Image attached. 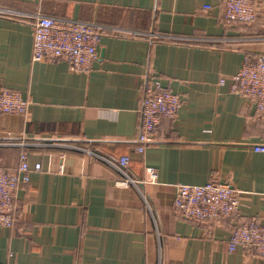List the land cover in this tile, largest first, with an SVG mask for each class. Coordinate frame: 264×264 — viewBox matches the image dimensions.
Listing matches in <instances>:
<instances>
[{
    "label": "crops",
    "instance_id": "1",
    "mask_svg": "<svg viewBox=\"0 0 264 264\" xmlns=\"http://www.w3.org/2000/svg\"><path fill=\"white\" fill-rule=\"evenodd\" d=\"M256 1L255 22L227 24L222 0H0L16 14L0 15V89L30 101L26 114H0V139L65 144L26 148L41 169L16 190L0 264H264L251 248H228L235 227L264 224V153L253 149L264 142V112L219 83L245 55H264ZM35 14L105 27L89 71L32 60ZM153 80L184 101L139 152L140 102ZM21 151L0 146V167L15 170ZM124 154L139 188L107 161ZM149 167L155 182H146ZM210 180L241 191L238 211L204 222L178 215L177 185Z\"/></svg>",
    "mask_w": 264,
    "mask_h": 264
},
{
    "label": "built area",
    "instance_id": "2",
    "mask_svg": "<svg viewBox=\"0 0 264 264\" xmlns=\"http://www.w3.org/2000/svg\"><path fill=\"white\" fill-rule=\"evenodd\" d=\"M224 21L227 24H250L257 20L256 0H222ZM0 15H16L12 9L0 7ZM33 44L32 60L43 61L60 58L68 63L73 72L89 71L97 57V46L105 27L94 23L58 19L56 17L35 14L32 15ZM154 38L162 39V35L154 34ZM167 39L178 40L179 37L167 36ZM230 84L233 93L244 97L252 103L258 112H264V55L252 58L245 55L240 70L230 77L221 76L220 84ZM183 97L153 80L145 88L140 102L141 122L137 138V151L144 152L153 141L162 119L172 122L178 118L179 110L183 105ZM30 105L28 98L19 91L0 89V114H26ZM58 139L46 138L40 141H31L26 136L7 137L0 139V146H16L21 148L20 163L15 170L0 167V228L13 227L17 220L16 190L30 181V173L41 169L37 163L33 168L28 163L29 147L61 146ZM67 145V144H66ZM70 145V144H68ZM80 149L77 146L70 145ZM254 151L264 153V142L254 145ZM130 156L127 154L117 159L107 160L115 166L124 177L125 183L140 187L141 180L130 176ZM146 182H155V169H147ZM241 191L231 183L210 180L205 184H180L176 187L174 210L182 218L197 222H204L232 217L239 209ZM242 248H251L258 255L264 256V224L257 218L235 227L228 239L230 251Z\"/></svg>",
    "mask_w": 264,
    "mask_h": 264
}]
</instances>
